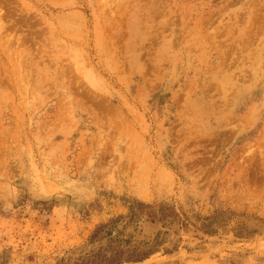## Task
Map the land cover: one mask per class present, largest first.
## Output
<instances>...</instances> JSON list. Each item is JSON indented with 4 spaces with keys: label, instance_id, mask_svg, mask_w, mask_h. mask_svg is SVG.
<instances>
[{
    "label": "rangeland",
    "instance_id": "1",
    "mask_svg": "<svg viewBox=\"0 0 264 264\" xmlns=\"http://www.w3.org/2000/svg\"><path fill=\"white\" fill-rule=\"evenodd\" d=\"M117 260L264 264V0H0V264Z\"/></svg>",
    "mask_w": 264,
    "mask_h": 264
},
{
    "label": "trees",
    "instance_id": "2",
    "mask_svg": "<svg viewBox=\"0 0 264 264\" xmlns=\"http://www.w3.org/2000/svg\"><path fill=\"white\" fill-rule=\"evenodd\" d=\"M142 257H144V256H141V258H142ZM141 258H135V259H133L132 261L141 260ZM125 261H129V260H125ZM121 262H123V261H122V260H117L115 263L119 264V263H121Z\"/></svg>",
    "mask_w": 264,
    "mask_h": 264
}]
</instances>
